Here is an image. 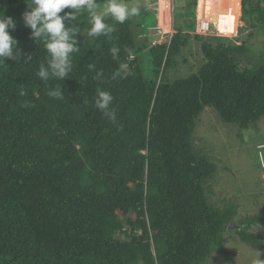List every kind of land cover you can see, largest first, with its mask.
<instances>
[{
	"label": "trees",
	"instance_id": "16d2710c",
	"mask_svg": "<svg viewBox=\"0 0 264 264\" xmlns=\"http://www.w3.org/2000/svg\"><path fill=\"white\" fill-rule=\"evenodd\" d=\"M184 1L198 8L200 0ZM262 3L240 0L239 19L264 32ZM199 4L201 19L224 26L227 9L219 0ZM26 10L24 0H0V11L17 23L10 34L20 57L0 63V264H205L214 253L232 262L225 233L236 207L209 202L216 167L194 148L193 133L206 107L239 130L264 117V50L250 57L245 42L194 34L203 64L169 81L190 38L182 28L140 46L129 19L116 24L111 40L90 39L82 12L69 78L42 81L37 72L48 54L30 38ZM112 47L120 50L116 60ZM143 49L150 80L138 61ZM242 58L252 65L244 67ZM58 87L65 97L48 95ZM99 90L114 97L115 122L95 108ZM258 222L264 215L231 231L261 249L251 232Z\"/></svg>",
	"mask_w": 264,
	"mask_h": 264
},
{
	"label": "rangeland",
	"instance_id": "374dc122",
	"mask_svg": "<svg viewBox=\"0 0 264 264\" xmlns=\"http://www.w3.org/2000/svg\"><path fill=\"white\" fill-rule=\"evenodd\" d=\"M130 2L140 8V14L130 18L133 35L140 46L160 44L169 39L175 33L173 26L182 28L190 35L186 46L174 58L173 67L168 70L169 81L186 77L203 64L199 43L193 39L195 29L192 30L190 27L196 25L197 18L193 17L192 12L193 9L194 11L197 9L198 17L199 3L198 8L197 6L189 8L187 1L184 0H130ZM219 3L222 5L220 1ZM201 12H205L204 8ZM185 13L189 14L184 15ZM227 13L228 11L224 16V22ZM242 18L237 22L236 17L238 30L236 37H228L229 35L221 37L228 38L235 44L245 42L250 50L249 56L254 57V54L264 50V32L255 25L242 21ZM185 22L189 29L182 27ZM223 27L220 30H223ZM137 56L144 78L152 79V67L147 50L143 49ZM242 62L244 67L252 65L247 58H242ZM193 142L194 148L207 156L216 167L208 182L213 192L208 194L209 202L219 206L236 207L234 221L230 225L239 228V223L246 217L264 215V117L255 125L239 130L235 124L221 122L214 110L206 107L195 121ZM231 230L234 229H229L228 226L225 246L234 254L232 262L214 253L205 264H258L257 258L264 261V222H258L251 228V232L263 242L261 249L239 242Z\"/></svg>",
	"mask_w": 264,
	"mask_h": 264
},
{
	"label": "clouds",
	"instance_id": "9594fccd",
	"mask_svg": "<svg viewBox=\"0 0 264 264\" xmlns=\"http://www.w3.org/2000/svg\"><path fill=\"white\" fill-rule=\"evenodd\" d=\"M27 10L23 13L25 27L30 29V38L38 44H42L48 54L47 64H41L37 76L42 81L50 78L64 81L69 78L73 70V57L80 51L77 35L80 33L75 22L82 12H86L90 18V27L87 37L96 39L101 36L112 39L116 32V24H124L132 17L140 14L138 5L130 0H24ZM65 9L71 11L65 12ZM63 13V15H61ZM114 23H108V20ZM17 23L11 16H5L0 11V63L5 58L16 59L18 56V40L10 33L15 31ZM119 48L112 47L109 52L114 60L118 59ZM28 54L26 60H31ZM103 71L96 73L95 79L103 78ZM114 77L121 76L120 72L113 74ZM21 95L26 93L23 87ZM53 98H63L61 87L49 91ZM114 97L108 90H99L94 98V106L97 110L107 116L113 122L117 116L112 110ZM29 106L28 104L25 105ZM259 257V256H258ZM258 264H264L257 258Z\"/></svg>",
	"mask_w": 264,
	"mask_h": 264
},
{
	"label": "bare ground",
	"instance_id": "6f19581e",
	"mask_svg": "<svg viewBox=\"0 0 264 264\" xmlns=\"http://www.w3.org/2000/svg\"><path fill=\"white\" fill-rule=\"evenodd\" d=\"M219 1L227 9L228 13H227L226 22H224L223 30H220L219 28L218 29L222 34L228 35V34L234 33L236 28H237L236 27V17L238 19L239 0H219ZM237 2H238V9H237ZM197 19H199V20L201 19L200 13H199ZM237 25H238V23H237Z\"/></svg>",
	"mask_w": 264,
	"mask_h": 264
},
{
	"label": "built area",
	"instance_id": "2783aa9c",
	"mask_svg": "<svg viewBox=\"0 0 264 264\" xmlns=\"http://www.w3.org/2000/svg\"><path fill=\"white\" fill-rule=\"evenodd\" d=\"M239 11H240V2H239ZM239 22V18L238 21ZM196 35L200 36H215V37H221V36H226V34H222L217 25L208 19H197L196 25H195V31ZM237 34V28L234 33L228 34V37H236Z\"/></svg>",
	"mask_w": 264,
	"mask_h": 264
},
{
	"label": "water",
	"instance_id": "95a60500",
	"mask_svg": "<svg viewBox=\"0 0 264 264\" xmlns=\"http://www.w3.org/2000/svg\"><path fill=\"white\" fill-rule=\"evenodd\" d=\"M234 228H237V227L234 225H229V229H234Z\"/></svg>",
	"mask_w": 264,
	"mask_h": 264
},
{
	"label": "flooded vegetation",
	"instance_id": "af4514ba",
	"mask_svg": "<svg viewBox=\"0 0 264 264\" xmlns=\"http://www.w3.org/2000/svg\"><path fill=\"white\" fill-rule=\"evenodd\" d=\"M255 1H262L263 2L262 5H264V0H255ZM239 2H240V0H239Z\"/></svg>",
	"mask_w": 264,
	"mask_h": 264
},
{
	"label": "crops",
	"instance_id": "0c3cea01",
	"mask_svg": "<svg viewBox=\"0 0 264 264\" xmlns=\"http://www.w3.org/2000/svg\"><path fill=\"white\" fill-rule=\"evenodd\" d=\"M238 5V4H237Z\"/></svg>",
	"mask_w": 264,
	"mask_h": 264
}]
</instances>
